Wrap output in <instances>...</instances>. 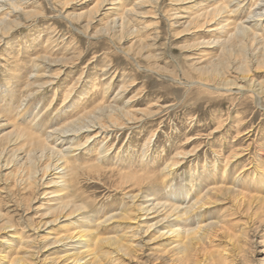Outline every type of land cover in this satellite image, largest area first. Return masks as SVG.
<instances>
[{"label": "rangeland", "instance_id": "1", "mask_svg": "<svg viewBox=\"0 0 264 264\" xmlns=\"http://www.w3.org/2000/svg\"><path fill=\"white\" fill-rule=\"evenodd\" d=\"M221 1L225 0H160L155 7L145 6L147 9L144 10L148 11V15L146 13L147 17L144 15L142 18L145 21L142 25H148L149 28L145 29L141 35L132 36L129 31H126L122 37L115 35L111 37L103 33V25L110 18L105 9H99L93 15L91 28L87 30L85 27L89 19L87 13L94 7L96 0H38L43 7L42 15L25 20L23 25L15 27L8 36L2 38L0 42V115L3 117L0 116V120L10 124L7 128L9 130L19 126L18 129L24 127L25 131L32 134L40 126L43 127L38 129L43 133L41 138H47L50 134L55 135L56 130L62 129L67 123L69 124V121L71 123L88 108L94 109L99 104L110 103L112 97L120 90L121 84H126L129 89L125 92L124 101H131L128 105L130 110L145 109L150 105L156 111L153 115L142 116L140 120L130 123L127 128H115L107 134H99L95 139L91 138L88 144L76 151L77 158L71 159L72 163L77 162L79 166L97 162L99 169L102 168L101 170L105 171L100 173L85 167L81 170L80 166L76 175L69 178L74 187H71V194L76 196L78 202L85 208L81 219L92 226L86 227L87 229L96 230L97 224L116 214L117 211H121L122 207L130 206L139 211L141 206L147 205L142 204L144 200L150 198L155 202L175 206L179 203L185 207L188 202L191 203L195 198L205 196L213 188L232 187L234 183L238 185L239 190L247 192L248 196L261 195L263 192L264 97L263 99L254 95L252 97L248 90L240 93L233 89L222 93L201 84L191 86L188 84L192 80H200L199 72L193 70L191 63L206 66L210 63L208 60L219 57L220 48L217 45L211 47L210 44L226 36L219 30H212L214 26H210L211 24L200 22L190 24L189 18L193 17L198 10L217 5ZM258 1H241L240 10L239 7L238 9L229 8L230 27L240 22L251 21L250 16L259 11ZM129 2L130 0L126 4ZM132 2L135 0H131L129 4ZM28 6L26 5L25 9L32 8ZM175 13H178L179 17L176 24H172V21L176 20ZM82 14L84 20L78 19V16ZM10 18L15 17L12 15ZM255 26L259 30L258 33L264 37V21ZM141 40H144L143 46ZM44 54L50 57L45 59V62L36 59V56ZM61 59L68 62H63ZM37 63H47L50 65L48 70L52 73L61 72L55 83L34 90L30 97L27 88ZM61 63H67V65L61 66ZM255 66V63L252 64L251 76L258 80L264 79V70L255 71ZM110 79L112 81L109 84ZM71 86L72 90L69 93L67 91H70ZM109 87V94L106 95L105 89ZM68 93L69 96L66 95ZM27 106H31L28 108L30 110ZM10 110L13 111V115L10 114ZM21 110L22 112L27 110L24 112L26 114ZM18 112L22 113L23 119L21 114V120L19 119ZM37 112H40L37 118L41 122H38L36 118ZM240 116H242L241 119L243 118V126L240 128L241 133H237L239 127L234 126ZM23 120L26 121L23 122ZM45 126L48 128L45 129ZM37 132L33 135H38L39 132ZM94 134L95 132L92 131L90 136ZM82 136L80 143L85 142L88 135ZM103 147L108 151H105L108 155L104 152L103 154L106 155L98 162L100 149ZM238 150L239 156L230 157L231 163H227L230 153ZM177 151L183 153L186 151V156L181 155L178 158L180 163L170 169L166 163L172 162ZM257 163H261L263 167L258 168ZM15 165L16 163L8 165L4 159L0 162V207L6 216L12 218L15 225L12 230L0 229V253L7 255L10 252L7 241L12 237L9 233L23 231L24 235L28 236L34 233L31 226L37 225L40 226L35 239L37 248H33L36 257L31 263L76 264L69 257H72L73 252L78 249L73 248L66 252L61 242L51 243L52 239L49 240V238L75 231L80 223L77 222L80 215L73 214L70 218L67 217L68 219L61 215V220L59 218L58 221L41 226L45 220L51 219L50 216H45L47 213L45 211H49L56 202L53 197L56 194L45 193L53 189L49 187V184L46 185V179L38 183L39 178H37V183L32 184L33 182L31 183L24 175L23 166L21 168V164ZM126 175L131 178L129 176L127 178ZM137 176H142V180H136ZM237 178L238 182H236ZM128 192L132 195L137 193L138 199L132 203L128 198L131 194ZM183 197L188 200L186 201ZM14 198L15 201H13ZM180 199H183L182 204ZM223 200L207 205L198 212H192L190 226L195 222L199 223L198 221L210 223L216 220L217 222L219 220L220 225L219 229L211 230L216 234L211 233L206 239L196 242L189 256L179 258L180 254H175L173 250L175 243L171 239L173 235L167 229L170 226L169 220L164 218L166 216L164 209L160 213L150 214L147 223H139L140 233L134 238L135 243L141 238L142 245L138 246V249L134 245L136 249L126 256L121 251L115 252L110 259L105 260V264H193V262L194 264L197 262H200L199 264L224 262V264H244L247 259L248 264H264V224L260 225V222L256 220L254 229L241 230L244 217L238 222L239 226L235 225L239 217L240 200L234 202L231 196ZM134 203L136 206L133 205ZM128 222L137 224V221ZM128 222L124 221L120 224L117 219L103 222L104 225L100 227L99 232L102 236L117 235L123 233L125 229L130 232L131 224ZM240 243L244 245L240 246Z\"/></svg>", "mask_w": 264, "mask_h": 264}, {"label": "bare ground", "instance_id": "2", "mask_svg": "<svg viewBox=\"0 0 264 264\" xmlns=\"http://www.w3.org/2000/svg\"><path fill=\"white\" fill-rule=\"evenodd\" d=\"M127 1L128 0H96L94 7L91 10H89L88 13L86 12L87 16H89V19L87 20V24H85L86 21L83 24L86 25L85 27L88 30L91 23H92V20L94 18L93 15L96 14L99 11V9H105V11L109 13V17H110L105 22V24L103 25L104 26L103 33L105 35H108L111 37L114 35L117 37L118 36L122 37L126 31H129L132 34V36L133 35H135V36L141 35L145 29L149 28L148 25H142V24H145L144 23L145 21L142 20V18L148 12L147 10H144V9H147V8H145V6L152 5L151 7H155L156 4H158L160 0H135V2H132L131 4H129L131 2V0H130V2L128 4H126ZM241 1L245 2V0H225L224 2L221 1L217 5L206 6L205 8L198 10L193 15V17L189 18L190 24L199 23V22L202 24H211L210 26H212V25L214 26L212 30H219L220 32L226 34V36L224 39H219L218 41H214L213 43L210 44L211 47L217 45L220 48V51H219L220 54L219 55L217 54L219 57L211 58L210 61L208 60V62H210V63L208 65L205 64L206 66H204V65L199 66V65H201L199 63H197L199 65H196V64L193 65L191 63L193 70H196L199 72V74H200L199 79L200 80H194V81L192 80V82L190 81L188 84H190V86L194 85V84L195 85L201 84L203 86L211 87L213 90L218 91V92H222V93L232 91L233 89L238 90L240 93L243 90H248L249 92H251L252 97L254 95V96H257L259 99H263V97H264V79L261 78V80H258L256 78L257 79L256 80L254 77L251 76L250 72L252 70V64L254 65V63L256 65L255 71L264 70V37L261 36L258 33L259 30H257V28H255L256 24L259 25V23H261L262 20L264 21V0L258 1V5H259L258 10L259 11L253 13L250 16V18L252 19L251 21L240 22V23L234 24L231 28L230 27L231 23L228 20V19H230L229 16L231 13V11L229 13V8L232 7L233 9H235V8L239 7ZM244 4H246V3H244ZM26 5H29L32 8L31 9H25ZM252 5L253 4H251V6ZM29 6H28V8H29ZM63 6H64V4H63ZM107 6H109V7H107ZM42 9H43V7H41V4L38 3V0H0V13H1L0 14V37H1L0 42L2 41V38H5L6 36H8L10 34V32L13 29H15V27L17 28V27L23 25L25 20H27L31 17L42 15V13H43ZM233 9H232V12H233ZM244 9H246V8H244ZM67 10H68V8H67ZM239 10H240V7H239ZM105 11H103V12H105ZM44 13H45V11H44ZM12 15H14L15 18H10V16H12ZM74 15L77 16L78 14L77 15L74 14ZM147 15H148V13H147ZM150 15H152V14H150ZM174 15H175L174 17L176 18V20H173L172 24H174V23L176 24L177 18L179 17L178 13H175ZM78 17H79L78 19H81L83 17V14L79 15ZM96 18H98V17H96ZM80 22H81V20H80ZM178 25H179V22H178ZM190 28H192V27L190 26ZM118 33H119V35H117ZM53 42H55V41H53ZM49 43H50V39H49ZM143 44H144V40H141V45L143 46ZM138 48L140 49V47H138ZM140 55H142V54L140 53ZM48 58H50V57L46 54H44L42 56L41 55L36 56V59L38 61H41V60L44 61L45 59H48ZM51 60L55 61L54 59H51ZM61 60L63 62H68L67 60L66 61L63 59H61ZM57 61H59V60H57ZM45 64H47V63H37V65H35L36 66L35 71L33 74H31L32 79H30V83H29L28 88H27L29 90L30 97L34 93V90H37L39 88L42 89L46 85L53 84L58 80V76H59V73L61 71H58L56 73H52L48 70L50 68V65H48V64L45 65ZM202 64H204V63H202ZM64 65H67V63H61V66H64ZM45 66H47V67H45ZM104 67H105V65H104ZM187 73H188V70H187ZM111 76H112V74H111ZM111 81L112 80L110 79L109 84L111 83ZM210 82H212L214 84L209 85L208 83H210ZM74 86H75V84H74ZM119 88H120V90L118 91V93H116V95H114L112 97L113 99L110 103L99 104L96 107H94V109L88 108V110L83 112L76 119L73 118L74 120L71 121V123L69 121V124L67 123L62 129L56 130L55 135H53V134L48 135V137L51 136L50 138H48V137L47 138H41V134L43 135V133H41V131H39L38 129H41L43 127L39 126L38 129H36V131H38L39 134L33 135V133H35L36 131L31 134V132L25 131L24 130L25 128L23 126H22L23 129H20V128L18 129L19 126L17 127V125H16L15 127H17V128L12 127V129L9 130L7 128L10 127V124L0 120V133H1L0 134V162L2 161V159H4L5 162L8 163V165L10 163H13V165H14V163H16V165L21 164V168L23 166L22 171H23L24 175H26L28 177V179L31 183L33 182L32 184H36L37 181H38V183H39V181L43 182L46 179L47 180L46 185L49 184L50 185L49 187H53V189L50 188L51 190L50 191L47 190L48 192L45 191V193H49V195L50 194H53V195L56 194L53 196L55 198L56 202L53 203V206L50 205L52 207L50 208V210L47 209L49 211H45V212H47L45 214V216L46 215L48 217L50 216L49 218H51V219H47L43 223L40 222L41 226L47 225L49 222L52 223V222L58 221V219L60 218L61 215H64L65 218H67V217L70 218V216L73 214L80 215L79 219L77 220V222H80V223L76 226L75 231H70L67 234L65 233V235H63V236L49 238V240L52 239V240H50L51 243H60L61 242L64 245V250L66 252L73 249V248L78 249L76 252H73L74 254L71 255L72 257H69L70 254L68 256L69 258H72L73 263H76V264H105L106 263L105 260L110 259L111 255L113 253H115V252L117 253V252L121 251L126 256V255H129V252H131L132 250H135L138 246H141L142 245L140 242L141 238H140V241L139 240H138V242L136 241L137 243H135V239H134L140 233V229L138 227L139 223L140 224L141 223L142 224L147 223L148 222L147 219H148L150 214L154 215L155 213H160V211H163L165 209V211H166L165 215L166 216L164 218H167L169 220V226H170V228H167V229H168V232H170L171 235H173V237L172 238L170 237V238L173 239L172 241H174V243H175L173 246V250L175 251V254L181 255V256L179 255V258H184L185 256L190 255L192 247L196 242L200 241L201 239H206V237L210 236L211 233H215V232H211V230L218 228L220 225L219 220H218V222L216 220V222H210V223H203L202 221H198L199 223L195 222L194 225L190 226L191 218H192V216H191L192 212H194V211L198 212V210L203 209L207 205L216 204L220 201H224L223 199H227L230 196L233 197L234 202L240 200L239 209L237 208L238 212H239V217H238L239 220L237 219L236 220L237 222L235 221V225H238L239 224L238 222L241 221L242 217H244L242 219V225L243 226H242L241 230L254 229V224L256 223V220H258L260 222V225L264 224V190L261 193V195L248 196L249 194L247 195L246 194L247 192H245V191L243 192V190H241V189L239 190L238 185H236V183H234V185L232 187L228 186V187L213 188L205 196H203L199 199H197L198 198L197 197L191 203L188 202L185 207H182V205H179V203H178V205L175 206L173 204L168 205V204H163L161 202H155L152 198H150V199L144 200V202L142 204L146 203L147 205L141 206L139 211H136V208L133 209L130 206L122 207L121 211H117V213L115 212L116 214H114V215L112 214V216L108 215L109 217L107 216L108 218L106 217L107 219L105 221H103V222L107 223V221L110 222L113 219H117V220H119L120 224H122L124 221L125 222L137 221L136 225L128 222L129 224H131V225H129L130 232L126 231V229H125L126 227H125L124 228L125 231L123 233L113 235V236H111V235H103L102 236L99 232V229L102 225H104L103 222H100L99 224H97L96 230L92 229V231H91L90 229H87L86 227L90 228L92 226L89 225L88 223H85L81 219L85 208L83 207L84 205H82L78 202L77 197L73 196L71 194V187L73 184L70 182L69 178H70V176H75L77 171L80 170V168H81V170H82V168L84 169V167H85V169L97 171L100 173L105 172V171H102L101 170L102 168L99 169L97 162L96 163H90V164L87 163V165H82V166L80 165L81 166L80 167L78 164H76L77 162L75 164L72 163L71 159L77 158V157H75L76 151L82 149L86 144H88L91 141V138L95 139L99 134H104V133L107 134L110 132V130H114L115 128H123V127L127 128V125L129 126L130 123H133L135 121L140 120L142 118V116L147 117V116H150V115H153L156 113V111H154L150 105L147 106L145 109L130 110L128 108V105H129V102L131 103V101L130 100L124 101L125 92H126V90H129V89H127L126 84H121V86ZM69 90L70 91H67V92L71 93L72 86L69 88ZM109 91H110V87L105 89L106 95L109 94ZM69 93L66 95L69 96L70 95ZM103 97H104V95H103ZM30 103H32V102H30ZM27 105H30V104H27ZM13 107H15V106H13ZM30 107L27 106V109ZM15 108H17V107H15ZM38 109H40V108L38 107ZM28 110H30V109H28ZM26 111H24V112H26ZM32 111H33V109H32ZM44 111L45 110H43V112ZM12 112L13 111H11V113L10 112L9 113L11 115H13L14 113L12 114ZM21 112H22V110H21ZM21 112H18V114H17V115H19V119L22 117V113H24V112H22V113ZM16 113H15V115H16ZM20 114H21V117H20ZM24 114H26V113H24ZM38 114H40V112H37L36 118H37ZM41 114L45 115L42 112H41ZM0 116L3 117V115H0ZM241 117L242 116H240V118L238 117V119H237L238 122L234 126V127H239L236 131L237 133H241L240 128L243 126V122H242L243 118L241 119ZM44 118H42L43 119L42 121H44ZM21 119H23V117ZM37 119H38V122H41V121H39V118H37ZM30 120H32V119L30 118ZM25 121L26 120H23V122H25ZM32 121L34 122V120H32ZM9 122H11V120ZM46 124H47V122H46ZM63 124H65V123H63ZM53 127H54V125H53ZM46 128H48V127L45 126V129ZM6 129L8 130L7 132L5 131ZM92 131L95 132V134L93 136H90V133ZM51 133H53V132H51ZM82 135H88V136L86 137L87 139L85 142L80 143V142H82V141H80V139H81L80 137ZM102 137H103V135H102ZM109 137H110V135H109ZM51 138H52V140H51ZM107 142H109V141H107ZM149 143L150 142H148V144ZM98 144H101V143H98ZM105 149H106L105 147L100 149L101 154L98 157V160H99L98 162H100V159H103L101 157H103L106 154L108 155V153H107L108 151ZM105 151H107V152H105ZM104 152L106 154H103ZM78 153H77V155H78ZM181 155L186 156V151L184 153L182 151L181 152L177 151L176 156H174L173 160H171L172 162H170L171 164L166 163V165H169L167 167L172 169L171 167L176 166L177 163L179 164L180 161L178 158ZM238 156H239V150L237 152L230 153V156L227 157L228 158L227 163H231V162H229V160L231 159L230 157L237 158ZM260 162H261V160H260ZM260 164L257 163L258 168L263 167ZM225 165H226V163H225ZM228 166H230V165H228ZM101 167H102V165H101ZM92 173H95V172H92ZM103 174H105V173H103ZM99 175H101V174H99ZM128 176H127V178H128ZM37 178H39V179L36 181ZM129 178H131V177L129 176ZM141 178H142V176H137L136 180L140 181V180H142ZM121 179L122 178H120L119 180H121ZM125 180H127L126 177H125ZM238 181H239V179L237 178L236 182H238ZM123 183H125V181ZM223 183L226 185L225 181ZM214 185H215V183H214ZM72 188H74V187H72ZM117 188H120V187H117ZM207 191H208V189H207ZM13 192H15V191H13ZM181 192H183V191L181 190ZM32 193L34 194V192H32ZM128 193L131 194L130 192H128ZM138 193H140V192L138 191ZM176 193H178V192H176ZM44 195L46 196V194H44ZM182 195H183V193H182ZM202 195H204V194H202ZM177 196H179V194ZM137 197H138L137 193L134 195H132V194L128 195V198L131 199L132 203L135 202V199H138ZM186 197H188V196H186ZM175 199H177V198H175ZM35 200L37 201V198ZM182 200L181 199L179 200L181 202V204L183 202ZM13 201H15V198ZM47 202H49V201H47ZM184 204H186V203H184ZM17 205H18V203H17ZM127 205H129V204H127ZM133 205H135V203ZM138 205H140V204H138ZM161 208H162V210H160ZM254 208H256V209L254 210ZM6 211H8V210H6ZM43 216L44 215H42V217ZM61 219L62 218H60V220ZM193 220H194V218H193ZM195 220H197V219H195ZM0 221H2V223L0 224L1 230L4 229L6 231V229H8V230L14 229L15 225L13 223L12 218L9 216H6L3 213L1 207H0ZM65 221H66V219H65ZM159 221H161V220H159ZM31 228H33L34 233H32L28 236H25L23 231L19 232V233L18 232L9 233V236L12 237L10 240L7 241L8 242L7 244H9L8 247L10 249V252L8 254H10V255H8V254L5 255L3 253H0V264H32L31 262H33L34 257H36L35 256L36 253H35V251H33V248H37L35 246L36 245L35 243H37L35 239L37 238L36 234H37V230L40 228V226L32 225ZM135 228H136V231H134ZM131 230H132V232H131ZM89 231H91V232H89ZM143 232H144V229H143ZM129 233H131V234H129ZM43 237H46V236H43ZM228 238L230 239V237H228ZM168 241H170V240H168ZM231 242H232V240H231ZM40 244H41V242H40ZM48 245H50V243ZM52 245H54V244H52ZM134 245L136 247L135 249L133 247ZM243 245L241 244L240 246H243ZM41 249H42V247H41ZM240 249H241V247H240ZM229 251H231V250H229ZM11 253H12V255H11ZM223 254H224V252L222 253V255ZM178 255H177V257H178ZM243 255H245V254H243ZM192 256L194 257V255H192ZM220 256H221V254H220ZM174 258L176 259V257H174ZM243 258H246V257H243ZM204 260H206V258H204ZM181 261H182V259H181ZM222 261H224V260H222ZM231 261H229V262H231ZM233 261H234V259H233ZM247 261H248V259H247ZM247 261H245L244 264H248ZM199 263L200 262H197L196 264H199ZM224 263H222V264H224ZM51 264H53V263H51ZM193 264H194V262H193ZM218 264H220V263H218Z\"/></svg>", "mask_w": 264, "mask_h": 264}]
</instances>
